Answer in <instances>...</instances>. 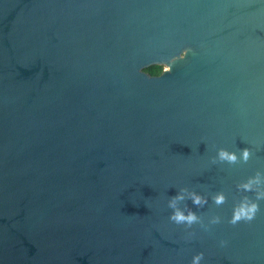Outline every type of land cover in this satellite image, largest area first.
<instances>
[{"label":"water","instance_id":"95a60500","mask_svg":"<svg viewBox=\"0 0 264 264\" xmlns=\"http://www.w3.org/2000/svg\"><path fill=\"white\" fill-rule=\"evenodd\" d=\"M257 170L264 0H0V264H264V201L227 223ZM185 186L224 218L191 240Z\"/></svg>","mask_w":264,"mask_h":264},{"label":"clouds","instance_id":"9594fccd","mask_svg":"<svg viewBox=\"0 0 264 264\" xmlns=\"http://www.w3.org/2000/svg\"><path fill=\"white\" fill-rule=\"evenodd\" d=\"M252 150L248 147L236 150H229L221 147L218 149L216 156L212 157V163H226L228 165L246 164L252 159ZM238 190L244 193H253L254 195H244L232 208V215L227 220L232 226H237L240 223L251 224L261 212V201H264V170H257L253 176L237 184ZM213 204L216 207H221L227 203V194L224 191H219L211 195ZM191 200L198 208H204L209 198L195 190H190L188 187H182L177 194L169 197L167 208L171 209L168 217L169 221L177 226H183L186 232L185 239L191 240L195 238L194 225H200L205 231H210L212 226L221 224L224 220L219 214L211 215L208 222L205 223L204 215L193 211L186 201ZM183 205V206H182ZM229 241L222 239L219 242L221 248L227 247ZM205 253L203 251L196 253L191 264H203Z\"/></svg>","mask_w":264,"mask_h":264},{"label":"trees","instance_id":"16d2710c","mask_svg":"<svg viewBox=\"0 0 264 264\" xmlns=\"http://www.w3.org/2000/svg\"><path fill=\"white\" fill-rule=\"evenodd\" d=\"M161 72L162 70L154 71L153 73H151V75H159Z\"/></svg>","mask_w":264,"mask_h":264}]
</instances>
